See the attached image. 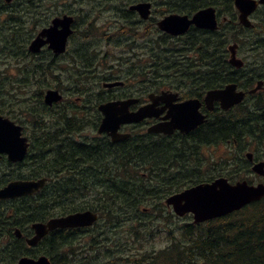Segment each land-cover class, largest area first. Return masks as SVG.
<instances>
[{
    "label": "trees",
    "instance_id": "16d2710c",
    "mask_svg": "<svg viewBox=\"0 0 264 264\" xmlns=\"http://www.w3.org/2000/svg\"><path fill=\"white\" fill-rule=\"evenodd\" d=\"M24 1L27 2L30 8H32L34 4L33 1L35 3L37 2V0H18L17 12L19 16H17V18H22L21 13L26 12L25 8L20 9L22 5L19 4ZM110 1L114 3L120 1L129 5L144 0ZM177 2L179 4H184L186 0H177ZM194 2V6L189 11H186L181 6L180 11L188 13L192 12V10L196 11L198 6L206 1L194 0ZM39 9V7H35L34 11H39ZM163 10L167 12L171 11L168 7H163ZM172 11L177 12V10L174 9ZM53 12H58V9L55 7ZM12 18V15L7 16L8 20H12ZM37 24H39V21ZM223 30L201 35L203 39L202 42L198 44L194 62H198V60H201V62L203 61L207 74L205 80L191 83L192 87L189 90L197 96L202 95L210 89L220 88L227 83H234L240 79L239 76L241 75V71H235L227 63L228 49L226 45L228 43V38L226 36L227 32L225 27ZM224 33L226 35H224ZM12 35L20 40L21 35L13 30L8 32L6 36L11 37ZM206 37L210 39L208 41L204 40ZM3 39L4 37L0 36V44H3ZM23 44H25V41H22V45ZM9 50H11V48L0 50V54L11 56L12 59H15V57H12L15 52ZM81 55L82 54L78 53V56L81 57ZM17 58L19 59V57ZM188 66L189 63L184 61L183 68L180 71H186L187 74L188 71L186 68ZM16 71L18 75L16 82H4L0 80V96L10 95L11 99H16L18 107L17 116L22 118L23 122L41 123L42 120L40 115L42 109H45L42 103V92L48 85L47 81L43 80V78L45 75H48L47 68L38 60L37 62H33L32 65H18ZM69 71H77L73 72L72 75L76 77L79 76L76 67L71 66L64 69V73ZM200 71L201 70H199V73L197 72L199 75ZM197 73L195 71L194 75L199 76ZM254 76L255 74L245 76L244 81L246 87L252 85L253 80L251 79ZM30 78L34 79L33 83L37 86L34 87V91L30 93V96H27L25 88ZM148 83L155 84L154 81L150 80ZM150 86L151 91H155L156 87L154 85ZM77 92L79 93L80 91ZM10 103L11 100L9 105L1 101L0 112L11 115ZM234 117H239L240 119H235ZM259 117L250 115L247 112L239 114L231 110L228 112L223 122H213L202 128L208 132L209 141L212 144H217L218 140L221 139H224L225 143L232 140L240 143V141L246 137H258L259 142H261L263 138L256 132L262 127L264 129V118ZM48 138L50 139V144L57 146V141L54 139L52 140L51 137ZM157 150L161 151V153H158L159 151ZM135 152L137 156L132 157L134 161L130 165V169L135 170L142 165L145 170L150 169L144 165L148 161L146 159L147 153L154 159L151 168H157L159 165H162L166 169L167 166L173 163H171V161L174 160L176 163L175 165L179 168L177 169L178 172L183 174L190 166L188 180L182 182L183 185L177 186L174 191L180 190L181 187L187 185L186 183L189 181L202 180V174L198 173L196 170L197 168H201V164L195 166L193 162L189 161L188 157L185 158L186 151L182 153V151L175 152L174 149L170 148L163 150L155 149L153 146H150L144 151L137 150ZM149 154L147 158H150ZM159 155L167 157L163 164H159V160H161V158L157 157ZM84 156H86L84 157L85 161L88 160V162H93L96 165H102V159L97 158L98 155L91 153V151H86ZM54 163V168L58 170L59 161L56 160ZM212 163L213 161L210 160L209 179L219 174L229 178L231 181H234L238 177L233 169L222 174V169L213 166ZM46 166L47 164L43 165L42 168L45 169ZM182 170L184 172H182ZM246 171L247 169L245 172ZM172 172L173 175H175V171L173 170ZM163 173L164 172L159 173L161 174L158 176L159 183L154 181L153 178L148 179L150 188L144 185L139 186L137 183H134L138 182V179L133 180L131 177H127L128 179L125 180H116L102 179L98 176L96 180H94L98 188V193L89 198L83 195L79 196L78 193L75 192L73 185H71V188H66L61 183L57 182L51 190H48V193H41L34 198V210L26 211L21 216L25 219V224H28L32 222L37 215L40 218H45L47 216L62 215L84 209H92L97 212L99 216H101L100 219L104 222L100 221L95 227L80 231L81 239L85 237L88 239L84 244L83 251L87 250L88 252V249L91 247L90 255H83L82 259L79 261L81 264H264V200L253 203L238 212L204 224H176L174 227L170 226L169 229L163 227V233L171 239L172 242L171 245L161 251L145 252L148 254H141L140 258L129 257L127 253L118 252L121 249L117 241H114L116 238L107 239V236L104 235L107 234L104 232L106 228H110L112 232L116 234L118 230L122 228V224L130 223L132 225L138 224L140 227L147 228L148 230H154L153 225L155 223L158 224L157 227L159 229L161 221H158V219H162L161 216L164 220L170 217L169 215H162L163 210L165 211L163 199L167 196L166 194L171 191V189H168L164 194L163 191H161L162 187H160L159 184L166 185L169 180L168 178L171 177ZM190 174L192 177H190ZM82 178L84 182H90L93 179V177L88 174L82 175ZM175 178L178 179L179 175ZM175 178L173 180H175ZM69 209L70 211H68ZM37 210H40L41 213H37ZM149 213H152L154 217H150ZM92 229L95 230L92 232ZM90 230L91 233L85 236L84 234L89 233ZM130 230L135 231L136 228H131ZM177 231L178 235L175 234ZM77 234L79 233L75 230L52 233L42 241V245H39L40 250L51 259L52 264H68L74 257H77V244L80 240ZM12 241L14 243L12 246L20 250L16 252L7 250L8 254H11L13 257L12 261L8 259L9 264L13 263L16 260L15 258H18V254L20 257L23 250V248L20 247L23 244L19 240H14L12 238ZM83 243L84 242H82V244Z\"/></svg>",
    "mask_w": 264,
    "mask_h": 264
},
{
    "label": "flooded vegetation",
    "instance_id": "af4514ba",
    "mask_svg": "<svg viewBox=\"0 0 264 264\" xmlns=\"http://www.w3.org/2000/svg\"><path fill=\"white\" fill-rule=\"evenodd\" d=\"M175 1L176 0H170V2L172 3ZM229 1L231 3L230 9H227V7L224 6L226 0H215L213 2L210 0L198 6L196 11H199L200 9H204L207 7L215 8L217 19L219 22L217 24L218 32L224 29L223 21H226L227 23H234L231 19L232 17L233 19H235L234 25L240 28L237 29V33L243 32L245 28H243L239 22L240 11L238 12L235 9L233 0H229ZM254 1L258 2L259 0H254ZM148 2L151 3V11H152L154 3L151 0L139 1L137 3H148ZM194 4H195L194 0H186L184 4H179V5L183 7V9H185L186 11H189L194 6ZM189 13L188 12L178 13L177 11L176 13H171V14L186 15L188 16V18L191 19L193 15L191 16V14ZM66 15L72 16L73 19H75L76 21L80 20L81 17L80 14H76L71 11H68ZM224 15H228V18H225ZM250 20L252 23V27L248 29H251L252 31L251 33H254V35L263 34L264 4L257 6V9L250 17ZM76 21H74L72 25L73 32L75 33L80 32L81 34H83L79 30V28L80 27L83 28V26L86 25V23L80 21L79 24H77ZM158 23L159 21L156 23L157 27H158ZM194 29L199 30V31H194L197 33L198 36L208 33V31L205 29H197V28ZM198 40L199 38L191 42V44L192 45L197 44ZM257 45L258 43H255L256 46L255 49L259 50L260 45L259 46ZM82 49L83 48H80V50ZM49 55L50 57L47 60H51L50 64L53 66L58 65L59 58L63 57V55L52 56L50 53ZM254 58L256 59L254 62V65L256 67V73L260 75L259 79H261V81L264 84V65L263 66L259 65L260 63L264 62V52L258 53L254 51ZM92 76H94L92 78H95V72H93ZM182 78L188 79V77H182ZM182 78L177 76L175 77V76L159 75L156 77V79L159 82L172 81V83H168L170 85L157 83V87L159 88V90L155 92L147 90L144 86H140L138 88L137 93L133 92V93L125 94L124 96L118 98L119 100L136 99L137 101L129 107L130 112H135L140 108L150 105L151 101L149 100V98H151L153 94L154 96L160 95L162 92H164L163 90H167L169 86L172 87V89H174L179 94L178 97L179 100L177 99L174 102L157 100L156 106L152 110L154 116H152L151 118H145L137 123L119 125L117 129V133L120 135H127V138L124 140H119L117 142H114L112 140V136L109 133L99 132V127L103 119V116L99 112L97 106L101 103L114 101V97H113L114 94L110 93L112 91H108V92L106 91L97 94L96 92L93 91V87H92V91L88 92L85 98L76 99L74 103H72L69 98L63 100V102L60 103L61 107L59 108V110L65 112L64 117L55 118L57 122L56 123L54 122L56 124L54 129L61 131L60 136L61 139L62 138L63 139L60 140L59 142L60 145L57 144V146L50 144L49 141L47 142L44 150H46L47 157L52 161L47 162V166L44 169L45 172H42V177H39L40 172H36L34 173V175L31 173L29 174L25 173L23 174L24 177H21L22 175L18 174V176L13 177L14 175H17V173L13 171H9L11 172L10 175L13 177L10 179L11 181L9 182H12V180L30 181L34 179L44 178L46 180L47 186L42 193H48V190H51L55 186L56 182L61 183L66 188H71V185H73L75 192L78 194H80L84 189H87L90 192H92L97 188L96 182L94 180H96L98 176H100L102 179H116V180L128 179L127 175L129 173L130 164H132L134 161L132 157L137 156L135 151L137 150L144 151L146 148L150 146H153L155 149H163V150H165L166 148H170V149H174L175 152L182 151V153L186 151L185 158L188 157L190 162H195V166H199V163L201 161H204L209 154L210 141L208 137V132L204 128L201 127L202 129H200L197 127L196 129L184 134L181 133L180 131H174L173 133L168 135H165L163 133H159V134L151 133V129L154 126L169 122V119L166 117L168 115V110L170 106L179 104L180 102L185 100L183 99V96H186L185 93L182 96L181 90L179 88H176L178 86H183L188 83V81L183 80ZM112 79L113 76H108V79L105 81H110ZM260 89H261L260 91L259 90L256 91L255 94L250 97L249 105L246 102L243 104L246 107V110H248V112H251L250 114L255 117H259V116L264 117V105H261L264 104V85ZM98 99L101 102L99 104H96L98 102ZM261 100L263 101V103ZM73 104H78L81 106L74 108L70 107ZM93 104H95V107H93ZM200 112L202 115H205L206 118H208L210 115L209 111L205 110L203 106H201ZM221 147H223V145H221ZM33 149H36V147H33ZM86 151H91V153L98 155L97 158L102 159L101 162L102 165H96L93 162H88V160L85 161L84 157L86 156H84V153ZM51 153H55V155L51 156ZM158 153H161V151H159ZM2 157L3 156H1V159ZM56 160L59 161L58 170H56L53 166V163ZM30 162L34 163V161H30ZM21 164L13 165L16 167L15 168L17 169L16 171L19 170L18 167ZM74 169L75 171L77 170V172H75ZM203 172L204 173L207 172L205 167L203 168ZM86 174L93 177V179L90 182L88 181L84 182L82 180L83 179L82 175H86ZM18 178H20L21 180H19ZM30 178H34V179H30ZM29 198L31 197H23L22 199L19 198V200L18 199L13 200V201L18 200L19 203L14 202L15 205L14 210H17V213L15 214V216H11V218L7 217L4 214L6 210L4 207L0 206V241L2 240L4 242L3 244L4 246L10 247V249L8 248L10 251L11 250H13L14 252L18 251L15 246L12 247V245L14 244L12 238L14 240L21 239L22 242H25L28 238L25 237L27 233L25 221H23V219H21L20 216L21 214L23 215L26 211L34 210L33 201L32 199L28 200ZM26 200L27 202L24 203ZM1 204H5V203H1ZM18 206L20 207V209H17ZM30 223L28 224H30L31 226L33 222ZM12 233H13V237H12ZM15 236L16 237L19 236V238H16ZM21 247L23 248V251L21 252L22 257L28 254H32L31 257L34 258H37L39 256L38 252L35 251L37 249L35 248L26 249L23 245H21ZM21 256L20 257L18 256V258H16V260L11 264H14L19 258H21ZM7 258L10 261H12L11 254H7L5 258L2 259V261L5 264H9Z\"/></svg>",
    "mask_w": 264,
    "mask_h": 264
},
{
    "label": "rangeland",
    "instance_id": "374dc122",
    "mask_svg": "<svg viewBox=\"0 0 264 264\" xmlns=\"http://www.w3.org/2000/svg\"><path fill=\"white\" fill-rule=\"evenodd\" d=\"M74 1L76 2L75 4H73ZM151 1L154 3L152 9V11L154 12L153 15L154 19H150L146 23H143V25H141L142 26L141 31H140V24L138 18L135 16H131L129 18L127 22V27L125 29L124 25L120 22V19L117 16H115L114 11L111 10L107 11V7L109 6L114 7L116 6V3H114L113 1L107 2L106 0H45V1L39 0V2L37 0L36 3L33 1L34 4L32 8H30L27 2L24 1L20 3V5H22L20 9H24V8L26 9L25 14L23 12L21 13L22 18H17V16L19 15L18 12L15 10V7L17 5L14 7V4H16L17 2L16 3L14 2L12 7L8 8V10L12 9L13 11L12 12L13 18L11 20L10 28L14 32H17L22 36H24L25 31H29V36L31 35L32 37L33 35H35L36 32H38L42 27H44V24H46L47 21L49 22L54 16L63 15L68 11L73 12L71 7L72 8L77 7L78 9H83L84 11L83 13L80 14L81 17L80 20L77 21V23L79 24L80 21H82L83 23H86L87 21H91L93 26L89 28V31L92 33L86 36L85 32L87 31L88 26L84 25L83 28L80 27L79 30L85 35V37L80 32H77V34H75L70 39L71 43L69 45V50L72 52L73 50L80 48L93 49V51L90 52H92L93 55H95V63H94L95 68H93L95 71V78H94L95 80L93 81V83L95 82L93 84L94 90L97 93H100L101 92L100 83L102 82V77L112 73L114 77L127 79L126 81L130 83L128 87L116 92L117 94L125 95L133 92L137 93L139 81L146 80L148 76L158 74L156 72L155 67H158L159 69L162 68V66H157V63L161 61L158 60V57L152 56L150 52L156 49L159 55H161V52L166 53L168 55V58L163 60V62H166L172 68L171 70L175 72H179L183 67L181 64L182 60L188 63H192L194 61V57L198 45L197 42V44L195 45L189 44V45L180 46L181 43L182 44L184 43L182 41L178 42L177 44H174L173 43L174 40L171 39L166 40L163 37V34L160 33L159 30L157 29L156 23L160 19L171 13H176L172 11L173 9L177 10L178 13H184L180 11V5L178 2H176L177 0L173 3L170 2V0L169 1L151 0ZM39 3H40V8L42 10L39 9V11H34L35 7H39ZM224 6L230 9L231 6L230 1L226 0ZM55 7L58 9L57 13L53 12V9ZM163 7L170 8L171 13L167 12L166 10H163ZM33 17L39 20V24H37L34 28H32L34 24ZM155 19H159V20H155ZM2 27L3 26H0V30L2 29ZM34 30H36V32L32 33V31ZM120 30L122 31L119 32ZM226 36L228 38L227 45H230L234 42L239 45L237 55L240 58L242 57L246 59L248 63V68L252 67L254 63V55L252 53H254V51L258 53L264 52V33L261 35H254V33L247 32L244 30L243 32L237 33L236 36H232V35L229 36L226 35ZM190 38L195 40L197 36H193ZM198 38L200 40L203 39L202 36H199ZM209 39H210L209 37L204 38V40L206 41H208ZM253 42L258 43L257 46L260 45L259 50L255 49L256 46L250 47V45ZM185 44H187V42ZM87 53L88 52H79V54H87ZM45 56H46L45 51H42L39 54H26V55L22 54L19 56L20 60L18 59L17 64L22 63L23 65H32L33 62H37L38 60L40 62H43L45 60ZM64 62L67 63L68 60L64 59ZM130 63H134L135 67L129 69L128 65ZM198 64L202 65L201 60H198ZM194 71H196V73L199 72L198 70H194ZM245 73L247 75H253L254 73H256V71L252 73H247V72ZM55 75L60 79L61 83L56 84L55 82H52L51 84H49L47 82L48 85L51 86L49 89L59 90L58 87L68 89L69 84L74 79H76V76L72 75V71L64 73L56 70ZM43 80L45 79L43 78ZM193 80L194 79H191L189 80V82L191 83ZM33 81L34 79L30 78L26 83L27 87L25 88V92H27V96H30V93L34 91V87L37 86L35 83H33ZM236 83L244 91H247L249 89L248 87H246L245 82L243 80ZM46 90L47 88H45L42 93H44ZM10 100L11 98L9 97V95H5L3 97L0 96V102L4 101L6 105H9ZM11 116L23 121V119H21L19 116H15L14 114H11ZM240 149L241 147H238L236 150L234 149L231 150L229 147L227 149H225V147H220L219 149L217 147L212 148L211 160L216 162L221 157L227 158L224 152L228 150V152L231 153V155L228 156L229 158L228 163L230 165V168L232 169L236 168L234 169L236 175L242 179L245 178L246 180H252V182H258L259 178L254 174H252V172L250 171V166H249V170L244 172L241 169L235 167V165L231 162L233 159L232 151L236 153ZM254 152L256 157L262 158L261 160L264 161V147L255 149ZM245 153L247 152H244V150L239 153L240 157H242V160H245L244 157ZM148 154L149 153H147L146 155V159L148 161L144 165L150 169L145 170L143 165L140 167L141 169L140 168H137L135 170L129 169V173L127 177H131V179L133 180L138 179V182H134V183H137L139 186L144 185L150 188V182L148 180V176L151 175L153 180L159 183L158 176L161 175L159 173L164 172L163 174H168L169 176H171L170 178H168L169 180L166 185L159 184L160 187H162L161 191H163L164 194L168 189H171L170 192H173L175 188L179 186V183L186 182L188 180L190 166L187 168V171L183 174L182 173L180 174L178 172L177 169L179 168L177 167V165H175L176 163L174 160L171 161V163L172 162L173 163L167 166L166 169L162 165L161 166L159 165L157 168H151L152 164L154 163V159L150 157L151 156L150 154H149L150 158H147ZM157 157L161 158V160H159V164H163V162L167 159V157H163V156H157ZM205 161L206 162L209 161V156L205 158ZM206 166L209 167L208 165ZM0 167H3L5 168V170H7V167L4 164V162L0 163ZM173 170L175 171V175H173L172 172ZM182 172L184 171L182 170ZM178 175L179 178L178 179L175 178ZM174 178L175 180H173ZM168 210L171 212L170 209ZM162 215L167 216V213H162ZM175 218L176 217L173 218L167 217L165 218V220L161 219L160 226L169 229L170 226L174 227L176 224L190 223L192 221L191 216H185L182 219L176 218L177 220ZM130 228H136V230L130 231ZM147 231H149L147 228H142L138 224L136 225L135 224L132 225L130 223L122 224V230L119 233L121 235L120 242L124 243L126 237L129 238L131 241L135 240L133 245L129 247L127 252H125L129 257L140 258V255L145 254V252L159 251L171 245L172 240L169 239L164 233L158 234L152 238H147L145 234ZM175 234L178 235V231L175 232ZM80 252L81 250H79V253ZM84 254H86V250H84ZM70 264H81V263H79L78 260H74Z\"/></svg>",
    "mask_w": 264,
    "mask_h": 264
},
{
    "label": "water",
    "instance_id": "95a60500",
    "mask_svg": "<svg viewBox=\"0 0 264 264\" xmlns=\"http://www.w3.org/2000/svg\"><path fill=\"white\" fill-rule=\"evenodd\" d=\"M9 1V0H6ZM260 3H264L261 0ZM236 8L241 12L240 21L248 27L250 23L247 17L256 8V2L252 0H234ZM148 4H138L130 7V10L139 12L140 16L145 19L149 14ZM71 18L64 17L63 19H54L52 26L43 30L39 36L31 43L30 51L36 53L46 43L49 44L50 49L56 54L63 53L67 37L70 35ZM194 24L200 28H207L209 30L216 29V20L214 10L208 8L195 14L191 20L187 17H179L172 15L164 18L159 23V28L171 35L183 34L189 25ZM60 26L61 29H58ZM46 37L44 41L42 38ZM236 49V47H235ZM235 49L230 51L229 63L240 68L242 62L235 58ZM119 85V84H116ZM254 91H251L253 93ZM244 93L236 92L234 85H229L222 91H211L206 96L207 104H212L213 101H218L223 109H228L234 104L242 101ZM57 91H48L44 97V102L51 105L60 100ZM168 99L166 94L157 97L154 100ZM174 99V98H173ZM133 101L117 102L101 106L99 109L105 115V118L100 126V132H110L114 141L118 140L116 129L119 124L139 122L144 117L152 116L148 113V108L142 109L136 113H130L128 106ZM152 104V108H154ZM199 102L198 100L187 101L175 108L169 114L171 119L168 123L156 126L151 129L155 133L170 134L174 130L179 129L181 132H188L202 122L201 116L198 114ZM123 138V137H121ZM6 153L9 161H19L22 159L24 152L23 140L20 139V128L15 127L13 123L8 120L0 118V153ZM250 158V155H248ZM264 164L255 165L252 170L258 174L264 175ZM43 181L15 183L10 184L7 188L0 191L1 199H10L20 197L26 194H33L42 187ZM264 198V185L248 186L246 182H240L231 185L226 179L220 178L212 183H205L187 189L181 193L170 196L166 200L167 205H172L174 213L177 216H184L185 214H192L194 223H202L212 219L220 218L240 210L244 206L259 201ZM96 220V216L90 212L76 213L67 217L52 219L46 225L37 224L34 226L36 236L28 241L29 245H34L40 240L49 230L75 228L91 225ZM18 264H50L48 259L41 257L38 260L24 258Z\"/></svg>",
    "mask_w": 264,
    "mask_h": 264
},
{
    "label": "bare ground",
    "instance_id": "6f19581e",
    "mask_svg": "<svg viewBox=\"0 0 264 264\" xmlns=\"http://www.w3.org/2000/svg\"><path fill=\"white\" fill-rule=\"evenodd\" d=\"M138 4H148L150 7H149V10H151V3H138ZM235 5V4H234ZM235 8H236V6H235ZM200 11H202V9H200L198 12H200ZM172 15H176V16H179V17H187V19H190V18H188V16H186V15H178V14H169V15H166L164 18H166V17H169V16H172ZM159 23H160V21H159ZM159 23H158V26H159ZM131 26V25H130ZM148 29V28H147ZM201 29H204V28H201ZM218 30V25H216V31ZM144 34V33H143ZM134 35H135V33H134ZM238 44L237 43H232V44H230V45H227V49L228 50H231V51H233L232 49H235V47H236V49H235V52H236V54L238 53V48H239V46H237ZM96 66V65H95ZM95 68V67H94ZM92 77H94V76H92ZM233 81V80H232ZM249 82V81H248ZM256 101V100H255ZM262 101V100H261ZM257 103H258V101H257ZM262 103H263V101H262ZM252 104V103H251ZM261 105H264V104H261ZM255 106V105H254ZM262 107V106H261ZM256 109V108H255ZM251 113V112H250ZM261 114V113H260ZM248 115V114H247ZM235 119H240L239 117H234ZM260 118V117H259ZM264 118V117H263ZM256 119V118H255ZM69 120V119H68ZM223 122V121H222ZM254 122V121H253ZM217 123V122H216ZM246 123V122H245ZM249 126V125H248ZM49 149V148H48ZM61 151V150H60ZM54 152H57V151H54ZM59 153H62V152H59ZM58 154V153H57ZM62 157V156H61ZM55 164V163H54ZM57 164V163H56ZM77 171V170H76ZM57 178V177H56ZM19 180H21L20 178H18ZM48 179V178H47ZM13 181V180H12ZM18 181V180H17ZM69 194V193H68ZM157 200V199H156ZM155 200V201H156ZM153 202V201H152ZM151 202V203H152ZM59 205V204H58ZM16 208V207H15ZM61 209V208H60ZM32 211V210H31ZM68 211H70V209L68 210ZM19 212V211H18ZM22 215V214H21ZM21 218H22V216H21ZM24 219V218H23ZM29 219V218H28ZM25 220V219H24ZM23 220V221H24ZM31 220V219H30ZM17 221V220H16ZM29 221V220H28ZM21 222V221H20ZM19 223V222H18ZM2 224V223H1ZM22 228V227H21ZM4 232V231H3ZM6 235V234H5ZM6 237V236H5ZM21 240V239H20ZM9 244V243H8ZM24 244V243H23ZM42 245V244H41ZM9 246H11V245H9ZM18 246V245H17ZM13 247V246H12ZM21 247V246H20ZM91 248V247H90ZM10 249V248H9ZM8 249V250H9ZM16 250V249H15ZM20 250V249H19ZM18 250V251H19ZM22 250V249H21ZM59 250V249H58ZM23 251V250H22ZM127 252V251H126ZM19 253V252H18ZM49 253V252H48ZM200 253V252H199ZM22 254V253H21ZM24 254V253H23ZM13 255V254H12ZM17 255V254H16ZM32 255V254H31ZM18 256H19V254H18ZM22 257V256H21ZM9 258V257H8ZM7 258V259H8ZM13 258V257H12ZM14 258H15V256H14ZM11 259V258H10ZM16 259V258H15ZM13 260V259H12ZM51 260V259H50ZM8 261V260H7ZM10 261V260H9ZM8 261V262H9Z\"/></svg>",
    "mask_w": 264,
    "mask_h": 264
}]
</instances>
